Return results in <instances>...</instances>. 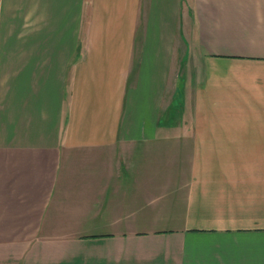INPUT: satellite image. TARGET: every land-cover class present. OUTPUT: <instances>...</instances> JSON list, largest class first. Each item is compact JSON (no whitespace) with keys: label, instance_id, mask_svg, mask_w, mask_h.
I'll return each mask as SVG.
<instances>
[{"label":"crops","instance_id":"crops-1","mask_svg":"<svg viewBox=\"0 0 264 264\" xmlns=\"http://www.w3.org/2000/svg\"><path fill=\"white\" fill-rule=\"evenodd\" d=\"M0 264H264V0H0Z\"/></svg>","mask_w":264,"mask_h":264}]
</instances>
